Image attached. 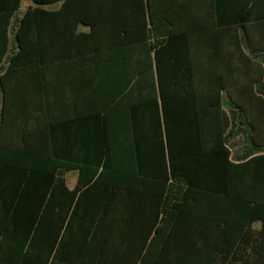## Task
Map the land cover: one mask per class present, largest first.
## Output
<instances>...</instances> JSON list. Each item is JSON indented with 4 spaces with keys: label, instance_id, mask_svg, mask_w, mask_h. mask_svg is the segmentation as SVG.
<instances>
[{
    "label": "trees",
    "instance_id": "trees-1",
    "mask_svg": "<svg viewBox=\"0 0 264 264\" xmlns=\"http://www.w3.org/2000/svg\"><path fill=\"white\" fill-rule=\"evenodd\" d=\"M21 1L0 0V264H264V0Z\"/></svg>",
    "mask_w": 264,
    "mask_h": 264
},
{
    "label": "crops",
    "instance_id": "crops-1",
    "mask_svg": "<svg viewBox=\"0 0 264 264\" xmlns=\"http://www.w3.org/2000/svg\"><path fill=\"white\" fill-rule=\"evenodd\" d=\"M30 4H31V0H30V3H28L24 8H21V10H24ZM208 11H209L208 15H209V17H211L209 22H210V24H212L215 27V28L211 29L213 31L212 35H211V40H214V42L215 41H217V42H215L216 48H214L213 50H211V46L206 49L207 53H215V54H220L222 57H229L231 49H232L231 36L229 35V32L226 33V32L220 31V30H223V28L217 27V26L221 25V24H219L218 20L216 19L217 18V11L216 10L213 11L212 9H209ZM237 37H239V39H240V45L242 46V48L245 49L244 36L242 33V29H240V28L237 30ZM194 50L196 51V53H199V54L202 53V51H205V49H202L199 46L197 48H195ZM222 95H223V97H225L224 91L222 92ZM239 138H241V144L239 145V151L238 152L241 151L242 146H243V137L241 135L237 136L235 139H239ZM235 139H233L232 141H234ZM232 141H230L228 144L229 148H230V143ZM230 150L232 152L231 148H230ZM238 152H236V153H238ZM236 153H233V154H236ZM70 172H76V179L73 176L70 180L71 184H73V186L69 187L67 185L68 188L72 189L75 187V185L77 183V171L73 170V171H69L65 174L66 184H67V176H68V173H70ZM74 179H75V181H74ZM255 227L258 228L259 224L257 223L255 225Z\"/></svg>",
    "mask_w": 264,
    "mask_h": 264
},
{
    "label": "rangeland",
    "instance_id": "rangeland-1",
    "mask_svg": "<svg viewBox=\"0 0 264 264\" xmlns=\"http://www.w3.org/2000/svg\"><path fill=\"white\" fill-rule=\"evenodd\" d=\"M28 3H30V0H22L21 2V8H24ZM241 144V138L239 139H235L234 141H232L230 143V148L232 149V152L233 153H236L239 151V145ZM74 176V178L76 179V172H70L68 173V176H67V185L69 187L73 186V184H71V178ZM74 179V181H75Z\"/></svg>",
    "mask_w": 264,
    "mask_h": 264
}]
</instances>
